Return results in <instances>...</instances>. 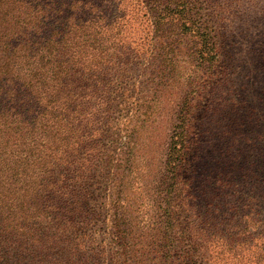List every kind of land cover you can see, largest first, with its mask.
Listing matches in <instances>:
<instances>
[{"label":"trees","instance_id":"obj_1","mask_svg":"<svg viewBox=\"0 0 264 264\" xmlns=\"http://www.w3.org/2000/svg\"><path fill=\"white\" fill-rule=\"evenodd\" d=\"M0 264H264V0H0Z\"/></svg>","mask_w":264,"mask_h":264},{"label":"rangeland","instance_id":"obj_2","mask_svg":"<svg viewBox=\"0 0 264 264\" xmlns=\"http://www.w3.org/2000/svg\"><path fill=\"white\" fill-rule=\"evenodd\" d=\"M235 30H236V33L234 34L233 38L236 41H235L234 46L232 45L233 47H231V49L233 48L235 52L238 50L237 52L239 53V41L241 40V36L239 35V26L238 25H237V28ZM237 64H239V63H237ZM237 70H239V69H237ZM140 73L142 76H141V79H140V77L138 78L139 80H137V84L140 88L144 86L143 91L144 92L146 91V94L147 93L149 94L150 83L147 84V86H145L146 77L148 76V70L147 69L141 70ZM233 84L236 88V94L234 95V98L236 99V101L237 100L239 101V74L235 76ZM205 96H206V94L204 95V93H202V94H200V98L197 99L198 101H197V105L195 106V110L197 112H199V115L196 116V118L194 119V121L192 123L194 125H192L191 134H189L190 139H189V148L188 149L190 150L191 154L198 156L199 161L203 162V164H204L203 169L205 168V172L209 173V172L214 171L216 169L217 165H220L218 163V161H220L219 154L226 151V148L228 145L227 141L229 140V136H227V138H223V139L220 138L222 136V135H220V134H222V133H220V131H221L220 123L217 122L216 118H213L211 112L202 113L203 111H206L202 107L205 105L204 100L206 102V100L208 98V96H207L205 99ZM217 102H219V99L217 100ZM212 108H214V107H212ZM224 111H225V109L218 108L215 111V113L223 116L222 112H224ZM201 115H203V119L201 120L200 125H199ZM168 118L169 117L166 116V114L164 113L163 118L159 123H157V121H153V124L156 126V129L153 128L152 131L147 129L145 131L146 137L151 135L150 138L146 139V141H147L146 153L149 156L148 163L150 166L153 164V163H151L152 160H150L151 156L152 155L158 156V152H160V149L163 148L164 142H166V139L169 136L168 134L170 133V129L168 128L169 126L167 124ZM229 135H231V134H229ZM237 138H239V137H237ZM191 139H192V141H191ZM190 142H192V143L190 144ZM237 148L239 151V144H238ZM233 150H234V148H233ZM153 165H152V168H153ZM144 183L147 184L146 185L147 186V189H146L147 194H145V196L147 198L151 199V200H148L146 202L152 203L153 188H152V186H150L151 181L149 180V182L147 183V180H146ZM139 201H141V200H139ZM146 206H148V205H146ZM147 209L148 208H145L146 214L143 215L144 217L151 213V211H149V210L147 211ZM109 231L110 230H102L101 232L107 233ZM140 231H144V230H131V232H136V233H138ZM106 233H104L103 237L106 236L105 235Z\"/></svg>","mask_w":264,"mask_h":264}]
</instances>
